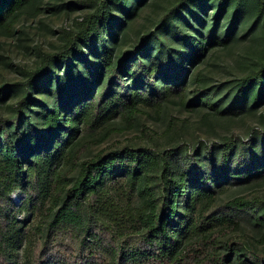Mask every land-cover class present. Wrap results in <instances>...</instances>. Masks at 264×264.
<instances>
[{"label": "trees", "instance_id": "trees-1", "mask_svg": "<svg viewBox=\"0 0 264 264\" xmlns=\"http://www.w3.org/2000/svg\"><path fill=\"white\" fill-rule=\"evenodd\" d=\"M61 2L0 0L1 40ZM154 2L70 1L0 85V264H264V48L214 77L264 0Z\"/></svg>", "mask_w": 264, "mask_h": 264}, {"label": "rangeland", "instance_id": "rangeland-1", "mask_svg": "<svg viewBox=\"0 0 264 264\" xmlns=\"http://www.w3.org/2000/svg\"><path fill=\"white\" fill-rule=\"evenodd\" d=\"M61 1L62 6L55 12L44 11L40 17L33 20L31 23L32 29L23 31L20 36L16 35L14 39H9L8 42L0 38V85L8 81H14L21 76L20 69L17 66L19 63L33 62L36 59L35 44L37 41L41 42V45L45 48H51L54 43L59 41V34L56 29L71 24L74 18L83 12L73 4H69L72 0ZM154 1L153 5L151 4L148 8L151 12L150 18L160 14L173 0ZM28 25H30L29 22ZM263 48L264 44L259 37L254 41L249 38L242 42L239 41L231 49L216 58L217 68L214 77L217 78L216 80L223 81L233 79L241 73L243 68L260 55V51ZM260 117L259 113L247 120L243 126L240 125L238 120L219 121L217 130L219 132V126H222L228 129L244 131L250 124L258 125L261 121ZM12 199L19 207L26 200V195L17 190L12 194ZM25 216L26 214L23 213L20 218Z\"/></svg>", "mask_w": 264, "mask_h": 264}]
</instances>
